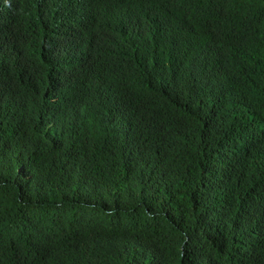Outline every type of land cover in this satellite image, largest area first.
<instances>
[{
	"label": "trees",
	"instance_id": "1",
	"mask_svg": "<svg viewBox=\"0 0 264 264\" xmlns=\"http://www.w3.org/2000/svg\"><path fill=\"white\" fill-rule=\"evenodd\" d=\"M109 1L126 35L62 48L50 7L0 0V264H264V0ZM193 13L222 36L201 66ZM113 72L148 82L120 123Z\"/></svg>",
	"mask_w": 264,
	"mask_h": 264
},
{
	"label": "clouds",
	"instance_id": "2",
	"mask_svg": "<svg viewBox=\"0 0 264 264\" xmlns=\"http://www.w3.org/2000/svg\"><path fill=\"white\" fill-rule=\"evenodd\" d=\"M58 0H32L35 4L46 9L50 7L52 11L48 14L52 19V25L46 29L50 46L49 47H67L76 44L84 33H87L88 39L95 37L98 41L107 44H114L119 34L126 35L128 21H126L125 13L116 8L109 0H83L78 10L66 16L61 13L56 6ZM214 5L216 0H210ZM188 26L183 34L204 38L206 46L210 45L211 50L208 53L200 51V47H194L185 50L177 55L188 64L202 65L206 64L198 58L200 55L205 56L209 60L214 57L215 51L218 49V39L222 38L220 33L214 35L212 26L215 18L203 15H189ZM156 20V18H155ZM207 33V34H205ZM63 60L66 56L62 52H52ZM110 75L116 78L114 83H108L98 93V99L104 108L109 112V118L116 123L126 120L133 112L134 106L138 98L145 96L148 90V82L144 75L135 79L129 87L128 93L122 90L119 77L115 72Z\"/></svg>",
	"mask_w": 264,
	"mask_h": 264
}]
</instances>
